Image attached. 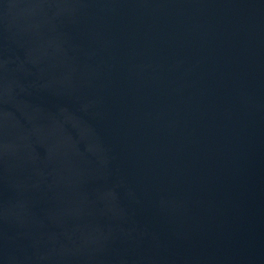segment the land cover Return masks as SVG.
Listing matches in <instances>:
<instances>
[{
    "label": "water",
    "instance_id": "1",
    "mask_svg": "<svg viewBox=\"0 0 264 264\" xmlns=\"http://www.w3.org/2000/svg\"><path fill=\"white\" fill-rule=\"evenodd\" d=\"M0 264H264V0H0Z\"/></svg>",
    "mask_w": 264,
    "mask_h": 264
}]
</instances>
